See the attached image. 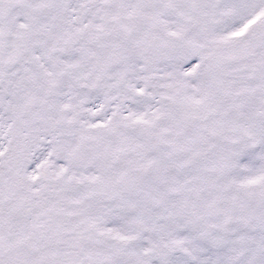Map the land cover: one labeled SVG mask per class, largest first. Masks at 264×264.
Returning a JSON list of instances; mask_svg holds the SVG:
<instances>
[{
	"label": "snow or ice",
	"instance_id": "6c2138e0",
	"mask_svg": "<svg viewBox=\"0 0 264 264\" xmlns=\"http://www.w3.org/2000/svg\"><path fill=\"white\" fill-rule=\"evenodd\" d=\"M0 264H264V0H0Z\"/></svg>",
	"mask_w": 264,
	"mask_h": 264
}]
</instances>
